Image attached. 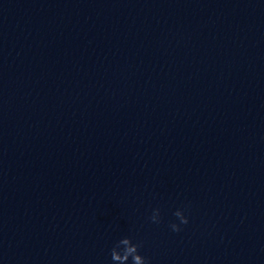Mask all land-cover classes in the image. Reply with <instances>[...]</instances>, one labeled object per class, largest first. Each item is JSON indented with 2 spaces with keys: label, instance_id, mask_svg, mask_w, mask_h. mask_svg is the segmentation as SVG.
Wrapping results in <instances>:
<instances>
[{
  "label": "clouds",
  "instance_id": "1",
  "mask_svg": "<svg viewBox=\"0 0 264 264\" xmlns=\"http://www.w3.org/2000/svg\"><path fill=\"white\" fill-rule=\"evenodd\" d=\"M174 216L179 220V224L173 222L169 227L173 232H180L181 225L188 224V218L185 216L184 211L177 209ZM153 224H160L162 222L160 208H154L148 218ZM142 244L134 242L131 236H123L117 240L110 250V257L113 264H149L148 258L141 254L140 249Z\"/></svg>",
  "mask_w": 264,
  "mask_h": 264
}]
</instances>
